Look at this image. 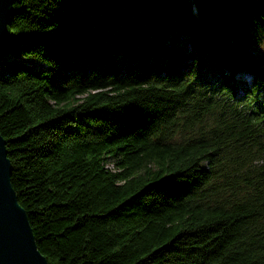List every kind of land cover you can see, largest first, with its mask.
<instances>
[{"label": "trees", "instance_id": "16d2710c", "mask_svg": "<svg viewBox=\"0 0 264 264\" xmlns=\"http://www.w3.org/2000/svg\"><path fill=\"white\" fill-rule=\"evenodd\" d=\"M13 8L0 133L48 263L264 264V0Z\"/></svg>", "mask_w": 264, "mask_h": 264}, {"label": "water", "instance_id": "95a60500", "mask_svg": "<svg viewBox=\"0 0 264 264\" xmlns=\"http://www.w3.org/2000/svg\"><path fill=\"white\" fill-rule=\"evenodd\" d=\"M15 0H0V47L9 36ZM0 264H49L39 250L27 212L11 183V160L0 133Z\"/></svg>", "mask_w": 264, "mask_h": 264}, {"label": "rangeland", "instance_id": "374dc122", "mask_svg": "<svg viewBox=\"0 0 264 264\" xmlns=\"http://www.w3.org/2000/svg\"><path fill=\"white\" fill-rule=\"evenodd\" d=\"M6 56L9 57L12 60L22 61V62H25V63H28V64H33V65H41V63L35 61L34 59L23 58V57H19L17 55H13V54H7ZM237 77L239 79H244L247 83H249L250 82V79H251L250 76H248L245 73H242V74L238 75ZM108 165H109L108 167L110 169H114V167L112 166V163L111 162H109Z\"/></svg>", "mask_w": 264, "mask_h": 264}]
</instances>
